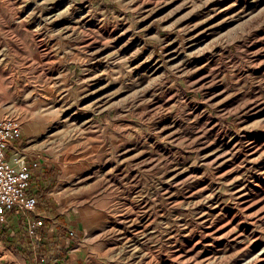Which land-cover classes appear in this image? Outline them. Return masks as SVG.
<instances>
[{
    "label": "rangeland",
    "instance_id": "rangeland-1",
    "mask_svg": "<svg viewBox=\"0 0 264 264\" xmlns=\"http://www.w3.org/2000/svg\"><path fill=\"white\" fill-rule=\"evenodd\" d=\"M0 114L68 264H264V0H0Z\"/></svg>",
    "mask_w": 264,
    "mask_h": 264
},
{
    "label": "built area",
    "instance_id": "built-area-1",
    "mask_svg": "<svg viewBox=\"0 0 264 264\" xmlns=\"http://www.w3.org/2000/svg\"><path fill=\"white\" fill-rule=\"evenodd\" d=\"M21 137L20 119L0 114V230L10 215L23 216L26 234L34 237L46 220L45 215L36 213L38 198L31 191L32 179L40 164L14 145ZM12 146L13 153L9 155L7 151ZM70 235L73 236L72 231Z\"/></svg>",
    "mask_w": 264,
    "mask_h": 264
},
{
    "label": "trees",
    "instance_id": "trees-1",
    "mask_svg": "<svg viewBox=\"0 0 264 264\" xmlns=\"http://www.w3.org/2000/svg\"><path fill=\"white\" fill-rule=\"evenodd\" d=\"M38 208L44 209L45 206L42 203ZM9 221L13 224L12 230L15 232L14 239H12V246L15 252L26 256L31 264H68L65 257L66 254L61 250V239H51L47 235V230L50 225L48 221H44L38 228L37 233L42 236V240L36 241L32 240L34 238L20 234L23 233L26 235V226L23 225L21 230L16 231L14 221L11 219ZM9 237V233L4 236L7 242L10 241Z\"/></svg>",
    "mask_w": 264,
    "mask_h": 264
},
{
    "label": "crops",
    "instance_id": "crops-1",
    "mask_svg": "<svg viewBox=\"0 0 264 264\" xmlns=\"http://www.w3.org/2000/svg\"><path fill=\"white\" fill-rule=\"evenodd\" d=\"M16 143V142H15ZM11 151L9 152V153H12L13 152V150L12 149H10ZM32 153V154H31ZM30 154L31 155H29L30 156V158L31 159H33V160H38V161H40V163L44 160V157H43V155L40 153V152H37V151H33V152H30ZM35 183H38L39 185V187L38 188H41V189H45V187H44V184H45V182H43V181H37V182H35Z\"/></svg>",
    "mask_w": 264,
    "mask_h": 264
},
{
    "label": "bare ground",
    "instance_id": "bare-ground-1",
    "mask_svg": "<svg viewBox=\"0 0 264 264\" xmlns=\"http://www.w3.org/2000/svg\"><path fill=\"white\" fill-rule=\"evenodd\" d=\"M235 193L238 195L237 197L238 198H242L243 199H248L249 198V191L242 185L238 186L236 189H235Z\"/></svg>",
    "mask_w": 264,
    "mask_h": 264
}]
</instances>
